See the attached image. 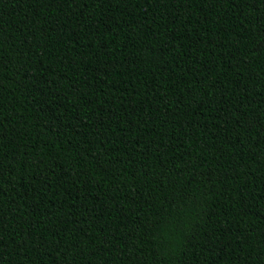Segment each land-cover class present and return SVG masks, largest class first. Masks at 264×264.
I'll return each mask as SVG.
<instances>
[{"label": "trees", "instance_id": "16d2710c", "mask_svg": "<svg viewBox=\"0 0 264 264\" xmlns=\"http://www.w3.org/2000/svg\"><path fill=\"white\" fill-rule=\"evenodd\" d=\"M0 264H264V0H0Z\"/></svg>", "mask_w": 264, "mask_h": 264}]
</instances>
